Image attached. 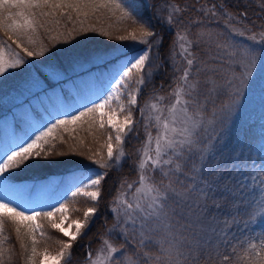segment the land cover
Instances as JSON below:
<instances>
[{
	"label": "snow or ice",
	"instance_id": "1",
	"mask_svg": "<svg viewBox=\"0 0 264 264\" xmlns=\"http://www.w3.org/2000/svg\"><path fill=\"white\" fill-rule=\"evenodd\" d=\"M145 6L173 30L176 37L169 46L167 57L175 74L167 97L161 94L163 85L158 89L154 84V76L164 67L160 57L164 38L144 20L143 12L135 3L128 0H0V32L26 57L45 55L48 46L41 39L42 33L57 43H69L75 39L74 32L98 33L112 38L104 28L83 26L81 16L87 18L100 10L108 12L110 18L118 12V22L127 25L121 30L126 34H120L116 39L132 40L146 46L132 55L121 54L105 90L96 100L78 112L66 113L67 118L55 119L50 126L0 156V186H3L6 174L19 169L34 156L39 158L50 141L59 139L60 143H67L63 135L57 136L58 132L70 133V138L76 139L77 126L86 124L89 132L94 125L99 129L107 125L111 129L106 133L103 145L106 155L87 146L76 152L98 167L89 168L86 175L75 177L71 201L65 198L48 210L25 211L0 197V264H12L18 254L16 244L19 245L22 264H73V246L78 238H87L88 233L82 230L93 223L109 171H122L124 163L133 155L125 151L126 140L130 143L141 130L145 137L144 146L135 152L138 179L129 182L123 178L120 181L117 195L110 205L114 223L111 228H105L102 247L95 254L88 251L84 264H264V228L259 227L264 221V127L255 150L249 146L246 161L243 152L237 157L236 164L240 166L236 171L242 174L241 177L234 180V186H225L227 192L236 198L229 201L234 210L228 211L231 220H225L219 229L204 228L200 222L203 209L199 204L195 205L200 209L196 218L183 211L177 212L180 205L187 202L190 193L197 192L201 198L209 196L210 185L197 187L195 178L207 167L216 146L221 141L226 143L225 137L241 111V100L250 87L254 69L259 62H264V32L248 31L246 34L245 28L237 25L247 18V13H242L238 20L226 11L223 14L230 22L225 25L230 35L216 32L206 25L193 32L191 25L202 23L194 19L177 30L176 26L183 24L186 8L171 0H165L163 6H154L146 0ZM260 7L264 8V2ZM162 10L166 14L161 15ZM199 11L216 15L203 7ZM76 22L81 25L79 28L75 27ZM68 24L73 27L67 29ZM61 27L67 29L66 33L60 31ZM233 37H243L252 44H243ZM10 48L7 42L0 44V77L12 75L10 70L23 68L27 63L19 52L13 50L9 54ZM103 59V55L95 57L97 62ZM234 65L243 70L237 74L232 68ZM25 72L29 78L25 85L27 91L44 87L40 75L28 69ZM43 75L45 79H56L60 73L52 70ZM222 92L227 93L228 102L219 106L213 103L210 110L208 102L214 101ZM145 95L147 101L141 104ZM79 143L84 144L83 139ZM52 147H55L54 143ZM58 154L63 156L66 153L60 151ZM189 165L193 173L192 186L181 180V175H188L185 169ZM134 186L129 198V191ZM79 196L87 198L92 205L83 211L82 219L69 220V204ZM216 206L220 207L219 204ZM42 221H47L53 230L67 238L56 239L59 247L55 254L47 246L39 249L41 243L52 239L44 231ZM238 223L249 232L252 225L260 231L243 236L227 231ZM8 224L13 226L15 244L10 243L11 236L5 231ZM230 235L231 239L228 238ZM109 236L134 240L135 247L130 253L113 243ZM153 250L155 254H152Z\"/></svg>",
	"mask_w": 264,
	"mask_h": 264
},
{
	"label": "trees",
	"instance_id": "2",
	"mask_svg": "<svg viewBox=\"0 0 264 264\" xmlns=\"http://www.w3.org/2000/svg\"><path fill=\"white\" fill-rule=\"evenodd\" d=\"M145 2L146 0H132V3H135L143 12L144 20L148 21L151 27L164 38L163 46L160 49V57L164 67L158 75L154 76V84L158 89H160V86L163 85V89L161 90V93H163L170 89L169 84L175 75L167 59L169 46L172 44L175 34L173 30L166 27L153 14V11L149 10L145 6ZM148 2L152 3L154 6H161L165 0H148ZM171 2L180 4L181 7L187 9V11L183 14V24L176 26L178 30L184 25H187L189 21L193 19L202 22L200 24L201 27L207 25V22L211 21H217L220 23V21L224 20L225 16L223 13L225 11L235 15L238 20L242 14L240 12L246 11L247 18L241 20L240 24L237 26L248 24L246 23V20H249L253 22L250 24L253 27L255 26L256 31H260V29L264 30V8L260 7L264 0H171ZM213 6L216 7L214 8ZM201 7H203L206 11H214L216 15L212 16L211 14H202L199 11ZM257 13H260V15ZM71 14L75 21V13L73 12ZM164 14L166 13L162 10L161 15ZM118 16L119 13L117 12L115 17L110 18V14L108 12L100 10L95 15L90 14L87 18L81 16L80 19L84 20V27L92 25L97 28H104L109 31L112 36L115 33L118 35L121 34V30L127 27L126 24L118 22ZM109 25H111L110 28ZM200 25H191L193 32H195L194 29ZM80 26L81 25L78 22L75 23L76 28H79ZM72 27L73 24H68L67 29H71ZM67 29L61 27L60 31H64L66 33ZM52 34L55 35L56 33L53 32ZM73 36H75V39H71L69 43H57L50 41L48 37L42 33L41 39L48 46V50L45 55L43 57H26L25 54L18 49L14 43H12L11 40H8L3 32H0V44L7 42L8 45H11L8 53L10 54L13 50L15 52H19L20 55L24 56L27 61L23 68L10 70L12 75L5 74V77H0V156H2V154L10 148L14 147L17 143L24 142V139L31 131V125L35 124L34 121L36 119L43 122L47 114H49L48 116H52L54 114L50 115V113L42 112V107L40 108V112H37L35 109L37 102L59 109L57 111L59 112V115L52 121L59 118H67L65 116L66 113L70 114L78 112V110L84 109L81 108L82 104L89 105L91 101L96 100L99 96L97 94L108 82L109 75L114 71L116 61L121 56L100 65H95L88 72L76 74L65 82L52 85L49 90L46 89L44 92H41L32 98H26L23 103H18L19 101L13 103V94L9 95L7 93L12 89H14L12 92L14 93L15 89H18V86L12 85L15 79L17 83L21 85L25 83L28 79V74L25 72V69L36 72V74L38 72L41 76H44V65L50 64L62 70L67 69L70 67L73 60L86 61V59L90 58V56L94 55L96 52H104L114 46L110 42L115 36L109 38L106 36H100L98 33L91 32L86 34L74 32ZM62 38L63 37H61V39ZM36 50H38V48ZM20 79H22V81ZM42 94L46 95V98H50V101L39 98ZM146 101L147 95L143 97L140 103L143 104ZM11 103H13V105ZM17 103L18 106H16V108H12V106ZM78 103L80 105H77ZM208 104H212V101H209ZM17 107L20 108L17 109ZM29 114L34 115L30 118ZM235 124L236 126L234 125V129L229 130L228 135L225 137L226 143L221 141V143L216 146V148L220 147V149L215 151V153L210 157L207 167H204L199 175H197V177H205L206 180H199L197 177L195 180L197 187H206L210 185V187H208L209 196L203 198V202L200 205L203 211L209 212L210 209L214 207L220 215H223L224 220L231 218V216L228 215V211H230V209L226 207L225 210H223L221 208V204L224 205L225 202L234 201L236 199L231 196L225 188L226 185L229 187L234 186V182L231 178L232 171L230 172L228 169L230 166L229 157L231 156L228 153L236 152L239 155L243 152L246 161V158L249 155V146H252L253 151L255 150V147L259 144L261 128L264 127V108L258 107L253 114H249L247 117L241 118L240 122H235ZM100 131L101 130L96 125L92 127L91 132L88 131V126L86 124L83 125V127L77 126V132L74 134L76 139H71L70 136L72 134L70 133L58 132L57 136L63 135L65 139H67V143L62 144L59 139L54 142L50 141L49 144L44 146L45 151L41 152L39 158L34 156L29 161H26L19 169L11 170L10 173L6 174L7 179L5 184L15 187L20 183L27 182L31 185L30 189L37 190L38 188H41L39 187L40 183L46 182L50 179H57V183L52 189L45 190L46 196L43 201L45 205L40 207V210H48L51 203L63 201L65 198L71 201L72 197L70 192L75 187V177L82 176L89 168H97L98 166L92 164L85 156L72 159L69 156V152L74 151L73 147L75 149L74 152L85 149L84 144L79 143L81 139H83L84 143L86 141H90L91 143L97 142L96 135H99ZM144 139V133L141 130L140 134L137 137H133L130 143L126 140L125 151L126 153L131 152L133 155L127 159V162L124 163L122 171H109L108 178L103 184L104 191L102 202L100 203L96 216L93 218V223L85 230L88 233L87 238H78L77 242L73 246V264H84L88 251L95 254L96 249L102 243L101 238L106 234L105 228H110L113 225V213L110 211L111 202L117 195L119 183L123 178H126L129 182L137 180L138 176L135 165L138 157L135 155V152L137 149L144 146ZM53 143L55 144L54 148L52 147ZM60 151H63L66 154L60 156L58 154ZM49 152H51V155H48ZM101 153L104 154V152ZM185 171L188 175H181V180L185 185L190 186L194 183L191 165H189ZM239 178L240 176L235 180ZM30 195L31 190L24 193L23 198H25L26 201H30ZM225 197H228V199L226 200ZM75 199H77L76 202L78 204L75 205L73 209L75 214H78L80 212V209L78 208L79 205L81 208L83 206L81 205L82 198L79 196ZM214 203L219 204L220 207L213 206ZM86 205L90 206L91 203ZM31 207L32 206L30 205V208ZM75 209H79V211H76ZM195 209V206L191 207V212ZM231 210L234 211L233 209ZM217 211L216 213H218ZM240 211L243 212V208H241ZM42 223L44 224V231L48 234V236L52 237V239L41 243L39 245V249L42 250L43 247L47 246L51 253L57 252L59 246L55 243V241L56 239L61 238L62 235L58 231L53 230L46 221H42ZM259 227L264 228V221H261ZM251 229L252 231L249 232L244 228L242 223H238L233 225L228 232L234 234L235 236H243L255 234L260 231V229L255 225L251 226ZM5 231L11 236L10 243L15 244L13 226L11 224L6 225ZM22 231H24L23 228ZM228 238L231 239L232 236L230 235ZM116 244L123 246L131 253V248L135 247L136 243H131L132 245L129 243V245H127L123 241H116ZM16 250L18 254L14 256L12 264H22L18 244H16ZM152 254H155L154 250Z\"/></svg>",
	"mask_w": 264,
	"mask_h": 264
},
{
	"label": "rangeland",
	"instance_id": "3",
	"mask_svg": "<svg viewBox=\"0 0 264 264\" xmlns=\"http://www.w3.org/2000/svg\"><path fill=\"white\" fill-rule=\"evenodd\" d=\"M128 2L132 3V0H128ZM164 3L165 2H163L161 6H163ZM240 13H244V11H241ZM257 14L260 15V13H257ZM246 21H247L246 23H248V24H244L242 26H237V27H243L244 26L243 28H245L246 34H248V31H250L252 33H257V34L264 32V30H262V29H260V31H256L255 26L254 27L251 26V24L253 22H251L249 20H246ZM227 23H230V22L226 20V17H224V20L220 21V23L217 21H211V22H207L206 26L210 29L215 30L216 32L228 33L230 35L231 33L229 32V29L226 28V26H225ZM199 27H201V25ZM196 29H194V30L196 31ZM129 31H131L130 28H129ZM121 34H126V33H121ZM112 36L116 37V36H118V34L115 33ZM115 37L112 39V41L110 39V41H111L110 43H112L114 45L111 49L104 51V52H96L94 55H91L90 58L86 59V61L85 60H81V61L73 60L72 63L70 64V67L67 69L62 70V69L55 67V66H52L50 64L44 65L43 66L44 73L51 72L52 70H58L60 75L56 79H51V78L45 79L44 76H41L37 72V75H40L41 80L44 82V87L42 89H33L31 92H29V91H27V88L25 87L29 78L25 81V83H23V85L17 83V81L15 79V81L13 82L12 85L18 86V89H15L14 93H12L14 91V89H12L7 94H9V95L13 94V103H16L18 101H19L18 103H21V102L23 103L26 100V98H32V97L36 96L37 94L44 92L46 89L49 90L50 86L65 82V81L69 80L70 78H72L76 74H80L82 72H88L95 65H100L102 63H105V62L110 61L112 59H115L117 57H120L121 54H128V55L135 54V53L139 52L141 49H143L144 47H146L145 45L138 44L132 40L121 41V40L116 39ZM258 38H259V36H258ZM175 39H176V37L173 38V41ZM233 39L238 40V41H242L243 44H248V45L252 44L251 41H249L243 37H233ZM256 47H259V46L257 45ZM86 53H88V52H86ZM90 53H92V52H90ZM97 55H103V57H104L103 61L97 62L95 60V57ZM201 55H203V53H201ZM177 59H179V56H177ZM224 67L227 68L228 66L224 65ZM232 68L237 74L243 70L242 68H240L239 66H236V65L232 66ZM20 80L22 81V79H20ZM107 83L105 84L104 88L97 95L100 96L103 93ZM170 90L171 89H169L168 91L163 92L161 94L164 95L165 97H167ZM39 98L50 101V98H46V95H44V94L40 95ZM227 102H228V95L226 92H222L220 95H218L214 98V101H212V104L215 103L217 106H219L220 104L227 103ZM13 103H11V104L13 105ZM18 103L14 104V106L11 105L12 108L13 107L16 108V106H18ZM166 103H167V101H166ZM212 104H209L210 110H211ZM77 105H80V104L78 103ZM86 106L87 105L82 104L81 108H85ZM41 107H42V109H41L42 112L50 113V115H52L53 113L54 114L52 116H48L49 114H47L45 116V120H43V122L36 119L34 121L35 124L31 125V128H30L31 131L27 135V137L24 139V141L28 140V138L30 136L38 134L39 131L42 130L45 126H50L51 123L53 122L52 120L59 115V112H57L59 109H57L53 106H47V105L41 104L40 102H37V105L35 108L36 111L40 112ZM258 107L264 108V62H259L257 64L256 68L254 69V77L250 81V87L246 90V93L244 94V96L242 97V100H241V111H240L239 115L235 118L233 123L231 124L230 130L234 129V125L236 126L235 122H240L241 118L247 117L249 114H253V112ZM19 108L20 107H17V109H19ZM256 112H258V111H256ZM29 115H30V118H32V116L34 114H29ZM100 130H101L100 134L96 135V141L97 142L91 143L90 141H86L84 143V146H85V148H86V146L91 147L93 150H99L101 152H104V154H106V147H103V145H105V143H106V138H107L106 133L110 132L111 129H109L106 125L104 129H100ZM153 134H155V129H153ZM219 149H220V147L216 148V150H219ZM6 152H4V153H6ZM228 154L231 155L229 157V159H230L229 165L230 166L228 169L230 170V172L232 171L231 178L234 182V180L236 178H238L239 176L241 177V175H242L241 173L236 171V168H238L240 166V165L236 164V160H237V157L239 155L236 152H229ZM69 156L72 159L78 158V157H83L82 155H77L76 152H74V151H70ZM87 173H88V171H86V173H84L82 176L86 175ZM192 177H193V175H192ZM156 178L159 179L158 174H157ZM197 178H199V180H203V181L206 180L205 177H201V176L197 177ZM201 178H203V179H201ZM195 180H196V178H195ZM56 183H57V179H50L46 182L40 183L39 187H41V188H38L37 190L30 189L31 185L27 182L20 183L19 185L15 186V187L8 185V184H4L3 186H0V197H3L5 202H10V204L12 206H17L18 208L23 209L25 211H30L32 209L40 210V207L45 205V203L43 202L44 198L46 196L45 190L52 189L56 185ZM190 186H192V184ZM30 190H31V195L29 197L31 198V200L26 201V199L23 198V195H24V193H26ZM134 190H135V186L133 187L132 190L129 191V198H131V195L134 192ZM199 196L200 195L197 192L190 193L188 196L187 202L181 204L180 207L177 209V212L179 213L180 211H183L185 213V215H188L191 218H196L197 214L200 213V209L196 208L193 212H191V207H193L197 204H199V205L202 204L203 198H201ZM81 198H82V202H83V203L81 202V205H83V206L81 208V206L79 205L78 208L80 209V212L78 214H75L74 209H73V207L78 204L76 202L77 199H75V201L73 203H70V205H69V209H70L69 220L75 219V218H81L82 219L83 211L87 207H89L86 204L91 203V205H92V202L89 201L87 198H85L83 196H81ZM59 202H61V201H56V202L51 203L49 205V208L57 206ZM187 203H188V206H187ZM30 205L32 206L31 208H30ZM216 205H217L216 203L213 204V206H216ZM172 206L175 207V204L173 203ZM206 206H209V205H206ZM226 207L231 210V207L229 205V201L225 202L224 205L221 204V208L223 210H225ZM200 208H201V206H200ZM216 211L217 210H215L214 207H212L209 212L203 211L202 213H200V222H202V226L204 228L216 227L219 229L220 227L223 226V222L225 221L223 218V215H220V213L218 211L217 212L219 214L216 213ZM179 218L180 217L177 216V219H179ZM228 220H231V218H229ZM65 226H67V222H66ZM252 226H254V225H252ZM85 230H82V231H85ZM227 231H229V229H227ZM108 238L110 240H112V242L115 244H116V241H123L127 245H129V243L130 244L136 243L134 240H131V242H130V240L125 241L124 239L119 238V236H109ZM59 239L66 240L67 238L62 236ZM118 246H121V245H118ZM101 247H102V243L96 249V252ZM133 248H131V249H133ZM55 253L56 252H54L52 254H55Z\"/></svg>",
	"mask_w": 264,
	"mask_h": 264
}]
</instances>
